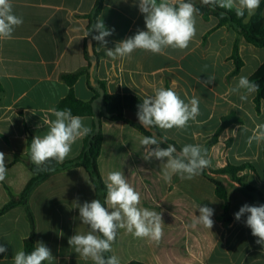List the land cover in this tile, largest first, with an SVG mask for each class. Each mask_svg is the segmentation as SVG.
Here are the masks:
<instances>
[{
    "label": "crops",
    "instance_id": "obj_1",
    "mask_svg": "<svg viewBox=\"0 0 264 264\" xmlns=\"http://www.w3.org/2000/svg\"><path fill=\"white\" fill-rule=\"evenodd\" d=\"M11 3L14 14L22 17L23 23L15 29L12 39L0 40L3 87L0 151L6 154L8 169L5 180L0 182V210L10 201L8 190L18 196L34 177L17 157L30 158L32 139L45 135L49 122L55 119L49 109L56 108L69 93L62 77L88 66L89 38L85 34L96 0H11ZM253 15H248L245 22ZM99 19L106 28L114 29L105 38L107 48L147 30L138 0H104ZM195 19L196 34L186 49L168 47L163 54L137 49L130 57L113 59L107 55L105 46L94 41L93 49L100 58L93 76L105 84L108 93L130 94L141 103L160 87L171 88L185 102L197 97L200 114L195 121L190 120L183 130L158 128L180 148L188 144L205 148L221 127L222 119L235 114L242 122L227 127L208 149L209 167L217 170L227 165H252L253 169L241 176L264 195V142L259 145L253 142L251 146L247 143L255 124L264 123V102L257 113L256 92L248 94L247 101H241L239 94L230 91L239 77L249 79L264 64V48L248 43L232 28L215 29L218 21L213 17L205 20L197 14ZM236 40L243 66L233 75ZM210 76L215 81L205 86L203 81ZM90 83L87 75L79 77L73 87L78 99L92 100ZM95 108L97 113L101 112L102 102L97 101ZM83 118L84 124L92 128L94 118ZM102 129L98 165L103 181L108 172H122L141 195L139 207L160 213L164 223L159 243L136 238L120 229L110 252L119 258L120 264H264V246L256 243L258 238L246 226L247 214L239 221L234 216L244 204L262 205L254 194L241 186L235 187L237 184L225 178L233 219L225 227L218 220L224 201L208 179L197 175L191 180L180 176L175 180L173 176L171 183H166L161 162L143 159L145 153L139 137L145 135L123 121L104 118ZM82 148L83 139L72 146L63 162L77 158ZM93 199V184L81 167L52 174L31 194L29 208L35 218V245L42 241L51 250L54 257L51 264H93L68 244L71 236L89 230L79 218L78 205ZM199 205L214 209L211 230L202 225L192 227L194 217L199 216ZM31 232L25 207H16L0 216V245L7 248L0 253V264H14V255L24 250Z\"/></svg>",
    "mask_w": 264,
    "mask_h": 264
},
{
    "label": "clouds",
    "instance_id": "obj_2",
    "mask_svg": "<svg viewBox=\"0 0 264 264\" xmlns=\"http://www.w3.org/2000/svg\"><path fill=\"white\" fill-rule=\"evenodd\" d=\"M201 3L213 8L234 10L238 17L251 16L260 7L261 0H201ZM139 11L144 16L146 31L140 30L133 37L116 43L114 48H107L105 39L113 34L114 29L106 28L102 19L97 20L92 31L98 33L92 39L107 48V55L113 59L130 57L133 51L142 49L153 54H163L168 47L186 49L196 34V15L199 9L192 0H138ZM23 19L14 14L11 0H0V40L13 38L15 29L22 25ZM91 31V32H92ZM90 32V33H91ZM90 33H86L85 37ZM91 45H89V48ZM215 81L214 76L203 81L205 86ZM243 90V92H241ZM239 94L241 101H247L248 94L259 91V85L241 76L234 88L230 90ZM55 119L49 122L45 135L34 136L30 144V159L38 168L50 161L63 163L69 157L72 146L91 133V128L84 124V118L73 115L70 109H49ZM199 111V99L190 98L187 102L171 88H156L154 95L146 96L138 105V121L145 129L158 127L163 130L177 128L183 130L188 122L195 121ZM167 136L158 139L155 136L139 137L144 148L143 159H156L162 164V179L171 183L173 176L191 180L210 166L206 158L207 149L200 145H185L177 152L174 145L162 148ZM264 142V123L255 124L248 137L249 146ZM155 146V147H153ZM166 161V162H165ZM6 154L0 151V182L7 175ZM107 195L104 204L98 199L85 201L79 207V218L88 226L86 234H75L68 239L74 252L93 264H120L117 256L105 258V253L112 251L120 229L126 230L136 238H146L159 243L163 236V221L160 213L139 207L141 195L127 181L120 171L108 172L104 180ZM235 187H239L237 184ZM107 205V207L105 206ZM199 216H195L192 227L202 225L211 230L214 226V209L208 206L197 207ZM247 214L245 224L251 229L256 243L264 246V204H244L234 216L237 221ZM7 248L0 245V253ZM54 259L51 250L38 241L30 253L23 250L16 252L14 264H43Z\"/></svg>",
    "mask_w": 264,
    "mask_h": 264
},
{
    "label": "trees",
    "instance_id": "obj_3",
    "mask_svg": "<svg viewBox=\"0 0 264 264\" xmlns=\"http://www.w3.org/2000/svg\"><path fill=\"white\" fill-rule=\"evenodd\" d=\"M192 3L196 8L199 9V14L205 19L215 18L218 22L215 29L220 27H229L236 31L239 37H243L248 43L254 45L258 48H264V16L262 14L264 8V0L261 1L260 7L257 9L256 13L245 22L247 19V12L243 17H238L234 10L228 11L219 7L213 8L212 6H207L201 3V0H192ZM104 0H96L92 14L89 16V26L88 33L93 29V26L97 22L103 8ZM96 35V32L92 31L88 36L89 39L94 41L92 36ZM206 38H204L205 40ZM88 66L82 68L79 71L64 75L62 78L69 86L68 95L62 99L56 109H70L73 115H78L81 117H92L94 118L93 126L91 128V133L83 138V148L80 155L69 161L63 163H57L55 161H50L45 165L34 166L30 158L17 157V160L23 161L29 169L34 174V177L28 182L24 191L16 196L9 190L10 201L0 210V216L6 214L10 210L22 206L28 211V219L32 226V232L28 239L24 242V250L26 253H30L35 247V218L33 213L29 208V199L31 194L36 189L38 185L44 182L48 177L58 171H64L71 168L81 167L83 168L90 178L95 190V199L101 201L102 204L105 202L107 195V189L105 183L101 177L98 159L100 157L102 141H103V129H102V119H108L111 121H123L141 132L145 136H155L158 139L165 137L158 129V127H152L151 129H145L137 118L138 105L141 101L130 94L115 93L110 94L107 92L105 84L98 81L94 76V82L90 83L91 89L94 93V97L90 101H82L78 99L74 93V85L82 75H87L90 79V69L93 62L98 64L100 56L94 51V56L90 57L86 55ZM232 59L235 63V70L233 75L237 74L243 66V61L239 55V42L236 40L234 45V50L232 54ZM95 65V66H96ZM259 85V91L256 92V97L254 99L256 111L260 113L261 103L264 102V64L249 78ZM3 92V87L0 84V93ZM97 101L102 102L103 109L101 112L97 113L95 108V103ZM242 120L238 118L235 114H230L222 119V125L219 128L216 135L208 142L205 149H208L214 145L219 135L230 125L239 124ZM169 144L176 147L177 152L180 148L175 142L167 139L165 143L161 144L162 148H166ZM155 147V146H153ZM264 154V151H263ZM253 169L250 164H244L241 166H231L227 165L224 168L214 170L210 167L205 168L200 175L208 179L214 186L216 195L224 201L222 207V213L218 216V220L225 226H229L232 223V214L230 208V197L228 193L227 182L225 178H229L231 182L239 184V186L246 189L248 192L254 194L256 200L260 204H264V195L256 187H253L246 183L245 177L241 176L246 170ZM179 178V175L174 177L175 180ZM106 206V205H105ZM105 258L112 256L110 252L104 254ZM129 264H142L138 262H131Z\"/></svg>",
    "mask_w": 264,
    "mask_h": 264
},
{
    "label": "water",
    "instance_id": "obj_4",
    "mask_svg": "<svg viewBox=\"0 0 264 264\" xmlns=\"http://www.w3.org/2000/svg\"><path fill=\"white\" fill-rule=\"evenodd\" d=\"M89 45H91V47L89 48ZM87 47H88V54L93 57L94 56V49H93V42L91 39L88 40L87 42ZM95 62L92 63L91 65V69H90V81L91 83L94 82V77H93V72H94V69H95Z\"/></svg>",
    "mask_w": 264,
    "mask_h": 264
}]
</instances>
